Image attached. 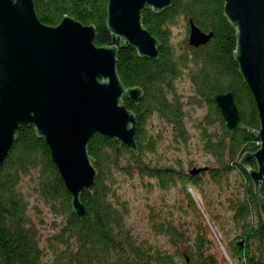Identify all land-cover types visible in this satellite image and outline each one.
<instances>
[{
	"label": "trees",
	"instance_id": "16d2710c",
	"mask_svg": "<svg viewBox=\"0 0 264 264\" xmlns=\"http://www.w3.org/2000/svg\"><path fill=\"white\" fill-rule=\"evenodd\" d=\"M39 18L47 24H58L69 14L97 28L98 45L118 44V73L126 86L139 85L143 95L138 102L124 97L127 107L137 118L135 132L138 153L118 139L95 132L89 152L96 159L94 195L85 189L81 198L86 216L80 218L73 210L72 196L65 187L58 167L51 159L49 145L34 125L23 124L2 166H0V264H229L226 256L214 250L216 239L204 212L208 214L216 234L224 241L220 217L212 213L202 184L203 175L224 190L231 219L241 230L224 241L235 264H264V218L258 194L245 165L239 160L245 151H254L260 141L254 130L260 118L254 95L244 80L235 58L237 29L225 14V0H173L161 12L148 6L142 21L160 40L159 57L140 55L136 48L114 35L107 25L108 0H34ZM190 19L214 36L200 46L189 43ZM184 22L187 35L175 41L173 26ZM188 73L193 92L185 96L177 80ZM233 90L246 127L235 132L225 129L220 108L211 96L218 91ZM207 111L198 118L199 138L203 149L213 155L209 168L197 174L165 163L157 152L163 130L154 131L153 114L172 128L173 139L186 144L192 138L187 119L193 107ZM218 125L219 129L212 128ZM250 128L253 130L251 131ZM158 153V156L156 154ZM252 166H255L253 161ZM194 167V166H193ZM239 183L232 188V172ZM146 178L153 186L156 179L161 188H168L177 179L182 183L188 204L197 211L199 224L191 232L174 222L165 208L150 207L148 224L154 235L166 237L169 246L140 237L128 221L129 205L121 199L116 184L118 175ZM31 177L28 192L24 178ZM193 191L203 198L201 211ZM35 194V202L31 196ZM264 195V180L261 182ZM41 201L61 220L53 231L45 234L38 221H43ZM219 224V225H218ZM215 232V231H214ZM220 235V236H219ZM244 240V244H241Z\"/></svg>",
	"mask_w": 264,
	"mask_h": 264
},
{
	"label": "water",
	"instance_id": "95a60500",
	"mask_svg": "<svg viewBox=\"0 0 264 264\" xmlns=\"http://www.w3.org/2000/svg\"><path fill=\"white\" fill-rule=\"evenodd\" d=\"M172 4L173 0H108V28L140 55L156 59L161 42L144 25L142 14L148 6L161 12ZM225 14L237 29L235 58L260 118V127L254 130L260 146L245 151L239 161L249 171L264 218V0H225ZM96 36L93 23L69 14L55 25L43 22L34 0H0V166L17 130L23 124L34 125L49 145L80 218L87 212L81 194L87 189L94 195L96 186V159L88 148L91 137L98 132L138 153L136 114L124 97L138 102L144 93L139 85L122 81L118 44L98 45ZM213 36L214 31H205L190 19L191 45L206 44ZM211 98L227 131L246 127L233 90L215 92ZM208 168L194 166L190 172Z\"/></svg>",
	"mask_w": 264,
	"mask_h": 264
},
{
	"label": "rangeland",
	"instance_id": "374dc122",
	"mask_svg": "<svg viewBox=\"0 0 264 264\" xmlns=\"http://www.w3.org/2000/svg\"><path fill=\"white\" fill-rule=\"evenodd\" d=\"M173 35L174 40L177 42L186 37L187 28L184 22L180 21L173 26ZM177 85L185 96L193 92L192 81L188 73H185L177 80ZM206 111L207 108L204 106L193 107V112L187 119V125L192 134V138L186 144H178L174 141L170 124L165 123L156 113L151 116L150 121H152L153 130H163V137L158 142L157 152L162 154V159L165 160V163L171 164L184 171L193 169V166L200 167L205 164L213 163V155L203 149V143L199 138L200 130L195 125L198 118L204 115ZM217 126L218 125L213 124L212 128L219 129ZM158 153L156 156H158ZM118 177L120 181L116 184L117 192L121 194L122 200L127 201L129 205L128 221L140 237H149L153 243H157L163 247L169 246L166 237L154 235L149 228L147 217L150 207H154L156 210L165 208L170 214L172 213L176 224L183 227L186 226V228L188 227L192 233L196 231L197 225L200 222L197 217V211L188 204L185 191L179 179L172 182L168 188H161L156 179H151L154 185L150 186L145 184V182L149 180L148 178L142 181L139 177L130 178L124 177V175L121 174L118 175ZM231 177L232 188H235L239 183V175L236 171H233ZM202 178L204 180V184L202 185L206 192V198L211 204L210 209L212 213L218 215L221 219L220 221H223L225 224V228H222V235L226 242L237 233L241 232L239 227L231 219V210L227 208L225 200L226 196L230 194L231 188L222 190L217 183L210 179L208 174L203 175ZM31 180L30 176L24 178V186L28 192H30L29 185L31 184ZM193 194L204 209L201 193L193 191ZM30 198L32 203L35 202L34 193ZM41 208L43 212V221H38V226L45 235L53 231L54 223L60 222L61 217L52 213L49 206L43 201H41ZM206 215L208 217L207 213ZM211 229L216 239L214 250L218 252L221 258L226 256L229 264H235L230 254L227 252L224 241L216 235V226L212 225ZM47 264L51 263L48 262Z\"/></svg>",
	"mask_w": 264,
	"mask_h": 264
}]
</instances>
